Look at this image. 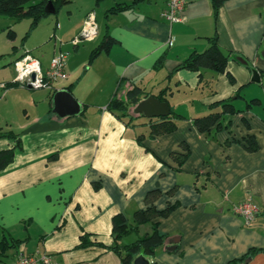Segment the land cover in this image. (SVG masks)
I'll return each mask as SVG.
<instances>
[{"label": "crops", "instance_id": "0c3cea01", "mask_svg": "<svg viewBox=\"0 0 264 264\" xmlns=\"http://www.w3.org/2000/svg\"><path fill=\"white\" fill-rule=\"evenodd\" d=\"M91 1L72 35L90 11L104 28L99 24V35L87 41L78 66L67 56V79L54 90L0 88V105L10 112L0 134L13 132L21 141L0 171V237L5 229L26 239L0 264H11L21 251L36 258L48 253L56 264H122L111 248L113 217L122 213L132 222L156 188L158 210L176 207L156 219L165 240L147 255L150 264H242L252 249L245 264H264V0H226L217 17L211 0H190L178 22L164 16L167 0H145L109 17L110 7L128 0ZM106 32L114 43L88 64ZM215 35L230 53L224 72L175 70ZM38 59L48 68L51 59ZM135 86L142 99L164 91L180 115L173 131L151 136L155 117L136 114L134 106L128 122L111 110L112 99ZM63 88L82 104L79 114L54 111V94ZM224 100L235 112L222 113ZM211 113H220V125L200 131L193 119ZM14 123L17 130L8 129ZM15 144L0 137V149ZM247 199L259 208L250 223L233 212Z\"/></svg>", "mask_w": 264, "mask_h": 264}, {"label": "trees", "instance_id": "16d2710c", "mask_svg": "<svg viewBox=\"0 0 264 264\" xmlns=\"http://www.w3.org/2000/svg\"><path fill=\"white\" fill-rule=\"evenodd\" d=\"M145 0H128V1H117L112 7L106 11V17L120 13L124 10L133 8L140 2ZM214 8L215 17L218 16V11L220 6L226 0H211ZM49 2L53 3L55 13H57L60 8L67 6L73 2V0H0V16H5L11 18L14 22H19L25 18L31 20L30 27L27 32V37L39 24L41 19L51 14L47 11L46 6ZM8 34L14 36V30L9 29ZM209 45L203 51H193L184 61H182L175 70L188 69L193 71H199L202 76L205 70H211L215 73L224 72L227 66V62L230 57L229 52H224L220 47L217 36H212L208 38ZM114 38L109 32L104 34L99 45L91 52L88 64H91L102 52L108 51L112 44L114 43ZM27 53L22 54L17 59L22 58ZM30 54V53H29ZM16 59V60H17ZM15 60V61H16ZM14 61V62H15ZM163 63V57L157 62V67L161 66ZM18 85L17 83H6V87ZM20 86V85H18ZM1 88V87H0ZM143 91L140 87H133L125 97L118 99L115 97L109 104V107L113 112H115L122 119H127L128 122H132L134 117L130 113V106H136L137 103L142 99ZM148 94H146L147 96ZM164 91L158 94L163 101H168V99L163 96ZM223 106V112H235L234 106L224 100L219 102ZM177 116L171 110L168 116L155 117L154 121L150 123L151 132L150 135H161L173 131L177 124L174 120ZM220 113H211L203 117L194 118V124L202 132H210L213 125H220L218 118ZM149 120H152L151 118ZM9 136L16 140V144L10 148L0 149V171L5 170L13 161L15 156V151L21 146V141L18 139L17 135L13 132L0 134V137ZM143 136V135H141ZM249 150L255 149V143L253 140H249ZM161 196V191L159 189H153L146 194L145 202L147 207L143 210H137L133 215V221L127 222L125 216L122 213H118L113 217V236L114 244L111 248L116 251L120 257L122 264H131L135 255L143 252L146 255H154L156 248L161 246L165 240V234L159 231V221L156 219L160 217H167L176 206H168L163 210H158L154 206V202ZM146 223H151L152 230L143 235H139L135 240L131 242L124 243L123 239L128 237L133 233L139 234L140 227ZM0 237V259L9 256L11 250H17L26 241V239H20L14 237L9 231L1 229ZM83 244H86L83 240ZM255 250L252 249L244 256L242 264H245L247 259H249ZM21 256H32L24 251L18 252L15 259L11 264ZM35 257V256H33Z\"/></svg>", "mask_w": 264, "mask_h": 264}, {"label": "rangeland", "instance_id": "374dc122", "mask_svg": "<svg viewBox=\"0 0 264 264\" xmlns=\"http://www.w3.org/2000/svg\"><path fill=\"white\" fill-rule=\"evenodd\" d=\"M91 2L93 1L73 0L71 4L60 8L57 13L44 16L38 26L27 37L25 36L27 35L31 22L29 18L14 22L11 18L0 16V84L14 81L13 62L19 56L29 51H31L36 58L38 57L45 62L49 61L54 55V52L57 54L60 50L59 48H61V52L66 53L69 57L68 63L71 62V64H76V66H78L81 54L84 55L85 53H83V49L88 44V40L79 43V46L74 45L73 39L77 35H72L70 28L73 25V22H75L77 17L81 14L82 8ZM94 2L96 3V0H94ZM93 6L97 8L96 5ZM97 22L102 28H104L100 16ZM9 29L14 30V36L8 34ZM102 37L103 36L100 33V38ZM86 65L87 63L80 67L82 69L81 74L84 73ZM117 98L122 99L121 97ZM133 107L134 106H130L129 110L133 109ZM9 114L10 112L7 108L4 105H0V131L6 130L7 126L2 129V126H4L2 120ZM12 118L13 120H16V116H13ZM18 118L19 116H17V120ZM10 126L11 127L8 129L17 130L15 123L13 126ZM148 227V224L141 226L139 231L140 235L147 232L149 230L147 229ZM138 236L139 234L133 233L124 238V242L135 240Z\"/></svg>", "mask_w": 264, "mask_h": 264}, {"label": "built area", "instance_id": "2783aa9c", "mask_svg": "<svg viewBox=\"0 0 264 264\" xmlns=\"http://www.w3.org/2000/svg\"><path fill=\"white\" fill-rule=\"evenodd\" d=\"M190 0H167V8L164 11V16L171 22H178L183 20V10L185 5ZM99 35V24L97 22L96 13L90 11L85 18L84 25L80 33L73 39L74 45L85 40H91ZM67 54L59 52L55 54L51 60L48 68H43L41 61L27 53L22 58L14 62V81L22 87H29L32 89H50L54 90L55 85L60 80L68 78L66 71ZM0 87H6V84H0ZM235 214L241 215L250 223L259 214V208L251 199H247L233 207ZM14 264H56L53 262L48 253H43L39 258L33 256H21Z\"/></svg>", "mask_w": 264, "mask_h": 264}, {"label": "water", "instance_id": "95a60500", "mask_svg": "<svg viewBox=\"0 0 264 264\" xmlns=\"http://www.w3.org/2000/svg\"><path fill=\"white\" fill-rule=\"evenodd\" d=\"M49 13H55L52 2L46 6ZM259 72L253 70V81H259ZM54 111L60 116L76 115L82 111V104L66 88L59 89L54 94ZM134 112L145 117H164L171 113L168 101H163L155 95H148L141 99L134 108ZM131 264H150L149 259L143 252L134 256Z\"/></svg>", "mask_w": 264, "mask_h": 264}]
</instances>
